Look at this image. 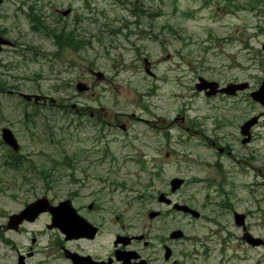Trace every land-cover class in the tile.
Masks as SVG:
<instances>
[{"label": "rangeland", "instance_id": "obj_1", "mask_svg": "<svg viewBox=\"0 0 264 264\" xmlns=\"http://www.w3.org/2000/svg\"><path fill=\"white\" fill-rule=\"evenodd\" d=\"M34 1L45 27L72 32L81 48L57 47L32 32L27 17H13L15 8ZM253 5L5 1L0 26L10 28L6 38L19 48L0 53V264L15 263L31 243L32 234L11 232L7 225L9 216L36 198L60 201L76 186L87 195L101 186L98 178L114 179L124 182L129 196L137 195L147 221L150 211L168 210L157 198L170 193L174 177L186 181L171 195L175 202L226 228L173 211L167 217L172 227L193 239L218 232L208 256H194L202 247L188 241L191 253L181 264H264V246L241 241L232 213L247 215L252 235L264 240V107L250 97L264 79V18ZM199 78L224 86L247 82L250 89L207 98L196 89ZM79 84L88 90L80 92ZM258 115L255 140L242 144L240 127ZM5 128L20 144L18 153L4 142ZM86 166L92 177L80 186Z\"/></svg>", "mask_w": 264, "mask_h": 264}, {"label": "flooded vegetation", "instance_id": "obj_2", "mask_svg": "<svg viewBox=\"0 0 264 264\" xmlns=\"http://www.w3.org/2000/svg\"><path fill=\"white\" fill-rule=\"evenodd\" d=\"M5 1L3 0L2 5ZM252 3L256 6L253 8H257L256 12H259V16L264 18V11H262L264 0H252ZM26 4L24 1L23 5ZM30 4L27 9H24V6L23 8H15L12 13L13 17L18 18V20L20 17H27L32 32L50 37L55 45L60 47V32L48 30L41 21L40 16L36 14L38 6L35 1ZM69 10H71V13L72 9ZM1 31L3 35L0 36L4 38L10 34V28L4 25H1ZM9 41L12 44L3 47L0 53L5 48L13 50L19 48L17 42L10 39ZM223 86L220 84V87ZM221 96L229 97L225 94ZM255 137L252 131L250 141L247 144H251ZM243 140L244 138L242 144ZM91 165L103 167V164L94 163ZM88 170H90L88 167L82 168V171H84L83 179L77 180L80 186L83 184L88 186L89 178L92 177ZM114 175L116 174L114 173ZM176 178L179 177H174L171 181ZM98 179L101 186L87 195L82 194L77 186L75 192L60 201L43 195L41 198L47 197L50 205L54 207H59L61 203L66 201L70 202L68 207H60L56 211V216L51 212H44L34 221H23L17 230H10L7 226L9 231L17 234L23 232L32 234L31 243L22 248L23 252L17 255L16 262L12 264H31V259L38 256L40 258L36 264H181L188 260L191 253L186 249L190 246L188 241L195 239L201 245L202 250L199 251V247H196L193 253L194 256L198 257L199 254L208 256L211 254L210 242L216 241L218 232H211L201 239H193L186 229L172 227V221L168 220L167 217L173 211L195 221L207 219L209 222L215 223L221 231L226 230L217 219L205 216L194 206L185 203L179 204L171 198V195L186 185L183 178H179L184 180V184L177 191L172 192L170 185V193L162 192L158 195V203L167 207L168 210L150 211L147 221L143 218L145 212L142 213L137 208V195L135 198L129 196L124 182H116L114 179L107 178ZM161 195H164L162 200H160ZM37 199L39 198L34 201ZM177 205L188 207L196 213L178 210ZM153 213H155V216L152 217ZM232 213L234 222L238 230L241 231V241L246 245H250L245 241L246 233L252 235L250 226L247 223V215L245 229L236 223L235 215L237 212L232 211ZM41 222L43 225L40 229L32 228ZM67 231L70 232L67 233ZM176 232H181V235L174 236ZM41 239L46 242H40ZM226 241V239L223 240L224 244ZM21 258H23L22 262Z\"/></svg>", "mask_w": 264, "mask_h": 264}, {"label": "water", "instance_id": "obj_3", "mask_svg": "<svg viewBox=\"0 0 264 264\" xmlns=\"http://www.w3.org/2000/svg\"><path fill=\"white\" fill-rule=\"evenodd\" d=\"M3 0H0V5H2ZM71 10H67L63 12L64 16L70 14ZM12 43L7 39L0 36V51L4 46H10ZM264 48V46H263ZM149 72V71H148ZM150 73V72H149ZM250 88L249 83H230L225 87H220V84L215 81H208L204 78H199V82L196 85V89L199 92H204L205 96L208 98L214 97L218 94H225L228 96H236L239 92L246 91ZM77 89L80 92L87 91L88 87L84 84H79ZM251 98L254 102L259 103L261 106L264 107V79L260 85V87L251 93ZM26 98V96H25ZM261 115L255 116L247 121L241 126V135L244 137L243 144L249 143L251 138L252 129L259 123ZM2 138L4 142L12 148L15 153L20 151V144L18 143L16 137L14 136L13 132L5 128L2 131ZM184 184V180L176 178L171 181V189L172 192L177 191L179 188L182 187ZM164 198V195H161L160 200ZM169 202V201H168ZM70 205L69 201L61 203L59 207H54L50 205V201L47 197L39 198L36 201L28 204L19 214H14L9 217L8 228L11 230H17L23 221H34L41 213L44 212H51L54 216H56V211L60 207H68ZM176 208L182 211H190L196 213L185 206L177 205ZM152 217L155 216V213L151 215ZM197 216V215H196ZM236 223L238 226H242L246 229V215L241 213H236L235 215ZM71 231V230H70ZM69 231V232H70ZM67 231V233H69ZM181 235V232L174 233V236ZM245 241L249 243L251 246H263L264 240L260 238H256L253 235L246 233ZM21 258V262H22Z\"/></svg>", "mask_w": 264, "mask_h": 264}, {"label": "trees", "instance_id": "obj_4", "mask_svg": "<svg viewBox=\"0 0 264 264\" xmlns=\"http://www.w3.org/2000/svg\"><path fill=\"white\" fill-rule=\"evenodd\" d=\"M0 35H3V32L1 31V26H0ZM80 45H81V43L78 41V39L76 42L73 40L72 32H65L64 29L61 30V32H60V48L68 46L71 48L78 47V49H79V48H81ZM13 155H15L18 158L20 157L17 154H13ZM10 163H11V166L13 167V163L12 162H10Z\"/></svg>", "mask_w": 264, "mask_h": 264}]
</instances>
